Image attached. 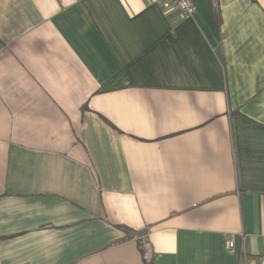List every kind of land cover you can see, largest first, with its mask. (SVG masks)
Instances as JSON below:
<instances>
[{
    "label": "crops",
    "instance_id": "crops-1",
    "mask_svg": "<svg viewBox=\"0 0 264 264\" xmlns=\"http://www.w3.org/2000/svg\"><path fill=\"white\" fill-rule=\"evenodd\" d=\"M193 3L0 0V264L264 255V0Z\"/></svg>",
    "mask_w": 264,
    "mask_h": 264
},
{
    "label": "built area",
    "instance_id": "built-area-1",
    "mask_svg": "<svg viewBox=\"0 0 264 264\" xmlns=\"http://www.w3.org/2000/svg\"><path fill=\"white\" fill-rule=\"evenodd\" d=\"M165 11H171L173 9L179 10L184 16H193L196 8L193 0H154ZM234 240L230 239L227 242V248L230 251H234ZM143 258L146 262H150L153 255L152 244L148 241H143ZM257 264H264V255L260 256Z\"/></svg>",
    "mask_w": 264,
    "mask_h": 264
}]
</instances>
